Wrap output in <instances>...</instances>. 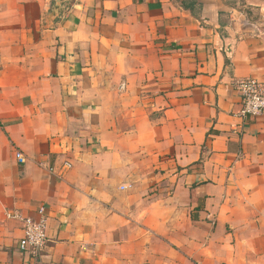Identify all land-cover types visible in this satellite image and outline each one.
<instances>
[{
  "label": "crops",
  "instance_id": "0c3cea01",
  "mask_svg": "<svg viewBox=\"0 0 264 264\" xmlns=\"http://www.w3.org/2000/svg\"><path fill=\"white\" fill-rule=\"evenodd\" d=\"M195 1L0 0V264H264V0Z\"/></svg>",
  "mask_w": 264,
  "mask_h": 264
},
{
  "label": "built area",
  "instance_id": "2783aa9c",
  "mask_svg": "<svg viewBox=\"0 0 264 264\" xmlns=\"http://www.w3.org/2000/svg\"><path fill=\"white\" fill-rule=\"evenodd\" d=\"M241 94L240 117L243 122L264 117V84L259 80H246L239 84ZM19 162L24 163L25 157L22 152H17ZM72 167L71 163H64L62 170ZM50 171H54L51 168ZM7 217L21 222L23 235L19 241V250L32 258L43 255L48 244V218L45 208H40L38 218L23 217L19 212L7 214Z\"/></svg>",
  "mask_w": 264,
  "mask_h": 264
},
{
  "label": "trees",
  "instance_id": "16d2710c",
  "mask_svg": "<svg viewBox=\"0 0 264 264\" xmlns=\"http://www.w3.org/2000/svg\"><path fill=\"white\" fill-rule=\"evenodd\" d=\"M183 7L186 9H189L190 11H194L195 6L197 5V2L195 0H191L189 2V0H180Z\"/></svg>",
  "mask_w": 264,
  "mask_h": 264
},
{
  "label": "water",
  "instance_id": "95a60500",
  "mask_svg": "<svg viewBox=\"0 0 264 264\" xmlns=\"http://www.w3.org/2000/svg\"><path fill=\"white\" fill-rule=\"evenodd\" d=\"M62 3V0H57V5H56V8L54 9L52 15H51V18L53 19L54 17H56L60 11V8H61V4Z\"/></svg>",
  "mask_w": 264,
  "mask_h": 264
}]
</instances>
